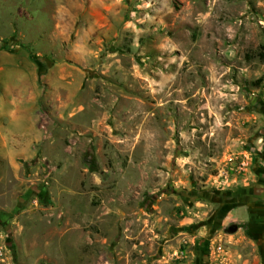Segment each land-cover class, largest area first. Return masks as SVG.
<instances>
[{
    "label": "rangeland",
    "instance_id": "374dc122",
    "mask_svg": "<svg viewBox=\"0 0 264 264\" xmlns=\"http://www.w3.org/2000/svg\"><path fill=\"white\" fill-rule=\"evenodd\" d=\"M0 264H264V0H0Z\"/></svg>",
    "mask_w": 264,
    "mask_h": 264
}]
</instances>
